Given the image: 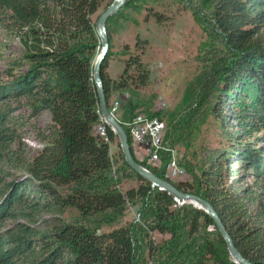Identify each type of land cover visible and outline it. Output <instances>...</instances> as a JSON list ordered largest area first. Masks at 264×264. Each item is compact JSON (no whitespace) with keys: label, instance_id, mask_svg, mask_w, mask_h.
Here are the masks:
<instances>
[{"label":"trees","instance_id":"1","mask_svg":"<svg viewBox=\"0 0 264 264\" xmlns=\"http://www.w3.org/2000/svg\"><path fill=\"white\" fill-rule=\"evenodd\" d=\"M114 1L0 0V17L11 24L20 43L7 79L0 81V264H237L204 210L178 206L172 195L134 171L138 184L124 192L109 180V143L116 134L100 119L93 80L100 39L92 16ZM134 1L143 4L146 20L168 21L154 7L161 0H126L106 20L109 46L111 22ZM210 4L209 16L202 20L212 37L209 69L173 109L152 110L141 97L150 69L142 60L148 42L138 34L133 52L124 45L129 55L116 79L106 72L108 49L101 64L103 89L109 111L113 93L129 95L120 117L114 115L133 156L129 123L141 113L165 120L163 140L169 150L181 151L178 164L192 179L174 182L166 176L169 150L162 152L159 165L147 168L179 190L206 199L241 255L264 264V0ZM215 88L213 111L225 135L222 147L212 153L207 146L197 148L195 140ZM43 111L50 120L31 128L41 143L31 153L22 133L29 119ZM229 117L236 132H230ZM99 124L107 139L95 129ZM135 160L146 165L145 159ZM139 198L148 211L142 226L130 222L100 230L92 225L93 216L119 215L127 201ZM69 208L77 216L65 217ZM182 218L184 235L177 230ZM201 220L214 228L222 249L212 240L195 242ZM153 232L171 239L156 241Z\"/></svg>","mask_w":264,"mask_h":264},{"label":"rangeland","instance_id":"2","mask_svg":"<svg viewBox=\"0 0 264 264\" xmlns=\"http://www.w3.org/2000/svg\"><path fill=\"white\" fill-rule=\"evenodd\" d=\"M147 1L151 2V0ZM154 7L167 15L169 18L168 21L165 23H157L154 18L146 20V10L143 8V4L138 1H134L132 6L123 8L116 14L114 20L110 24L111 40L106 72L111 78L116 79L123 69L124 60L129 55V53L125 51L124 45H128L130 52H133L136 35L138 34L141 38H145L148 43L142 60L150 69V83L140 90L141 97L148 102L147 105L150 106L152 110H170L182 99L186 88L193 84L195 78L200 77L202 74L204 75V73L206 74L209 69L212 53V45L210 42L212 41V37L202 20L209 16L211 4L210 0H161L160 3L154 5ZM102 9L103 8L92 16L93 21L97 22ZM3 19L5 18L1 16L0 81L7 79L6 74L11 70V61L18 56L20 52V43L10 29L11 24ZM218 86H220V84H218ZM125 94H127V96H125ZM217 94L218 92L215 88L205 108L203 107L205 111H203L204 115L201 114V117H204V122L201 123L198 138L195 140V146L197 148H199L200 145L207 146V149L212 153L217 152L222 147L225 135V132L222 131L220 127V123L217 119L218 117L213 111ZM125 98H129L128 93L122 94L121 92H115L111 96L110 104L113 106L114 102L118 101L120 108L125 102ZM195 105L196 104L193 103V107H195ZM15 106L16 102H12L11 108H15ZM18 112H20V109H18L15 114ZM114 114L120 117V109L113 112V115ZM227 114H230L229 111H227ZM140 115L148 118L150 117L147 116L146 113H141ZM100 119L104 122V119ZM49 120L50 115L46 111L29 119V123L24 129L25 131L22 133L21 140L31 153L36 152L41 147V143L36 137L35 131L31 128H33L34 125L36 127L43 126ZM228 121L230 122V132H236L238 127L234 125L235 122L231 117L228 118ZM163 122L165 132L166 122L165 120H163ZM99 125L96 126V130ZM134 144L138 143H132L133 151ZM163 144L165 147H169L164 140ZM166 151L167 150L160 151V162L162 152ZM169 151L170 160L174 159L177 164L179 160H183L182 153L178 148H172ZM147 152L148 150H146V154L143 157V159L146 160V165L142 166L145 168H147L148 165L154 164V162L149 160ZM109 153L112 165L108 177L110 182L113 181V186L122 192L129 188L136 187L138 180L134 172L124 161L117 136L109 143ZM199 161L201 162L200 157ZM179 166L183 169L184 176L179 179L169 178L174 182L191 180V174L186 171L185 166ZM195 173L199 175V169H197ZM184 204L193 206L189 203ZM177 205L179 206L182 204L177 202ZM77 213V210L74 208H69L64 216L70 219L71 217L77 216ZM104 216H112V220L104 222ZM145 218H148L146 202L144 199L139 198L127 201L121 214L117 215L107 212L104 215L93 216L91 218V223L93 226L100 225V230H108L112 227L130 222H136L142 226ZM179 224H183V226H179L177 230L183 232L184 235V230L186 229L184 218H182ZM200 225V233L199 236L197 234L195 242L200 243V241L212 240L216 243L217 237L214 228L211 225L206 226L205 222L202 220L200 221ZM152 238L156 241L171 239L169 234L162 235L157 232L152 233ZM216 244L219 249H222V245L219 242Z\"/></svg>","mask_w":264,"mask_h":264},{"label":"water","instance_id":"3","mask_svg":"<svg viewBox=\"0 0 264 264\" xmlns=\"http://www.w3.org/2000/svg\"><path fill=\"white\" fill-rule=\"evenodd\" d=\"M126 0H115L112 4H110L99 16L96 22V32L100 38V50L94 60L93 66V80L95 83L98 101H99V112L101 114V118L104 119L105 123L110 126L112 131L116 134L119 139L120 147L122 150V154L124 157V161L130 167L132 171L136 174L140 175L144 179L148 180L153 187H158L161 190L166 191L168 194L172 195L174 200L179 204L189 203L196 208L204 210L214 221V224L223 237L228 252L232 257V260L237 264H252L250 261L245 259L239 250L233 244L227 230L225 229L221 219L211 206V204L204 198L196 195L184 192L179 190L169 181L157 176L152 171L143 167L135 160V157L131 153L130 144L128 141L127 134L125 133L121 124L117 121L112 113L107 108L105 92L103 89V82L101 78V64L106 57V54L109 49V41L107 37V33L105 30L106 20L113 15L116 11H118Z\"/></svg>","mask_w":264,"mask_h":264},{"label":"built area","instance_id":"4","mask_svg":"<svg viewBox=\"0 0 264 264\" xmlns=\"http://www.w3.org/2000/svg\"><path fill=\"white\" fill-rule=\"evenodd\" d=\"M125 96H127V94H125ZM118 109L119 102L115 101L110 113L113 114V112ZM97 131L102 137L107 139L106 130L103 124L97 127ZM163 132L164 122L157 117L148 118L142 115H137L129 123V135L132 143H146L148 145L147 156L150 161L154 162V164H159V154L161 150H169L163 144ZM166 175L168 177L179 179L184 176V171L176 161L172 159L166 165Z\"/></svg>","mask_w":264,"mask_h":264},{"label":"crops","instance_id":"5","mask_svg":"<svg viewBox=\"0 0 264 264\" xmlns=\"http://www.w3.org/2000/svg\"><path fill=\"white\" fill-rule=\"evenodd\" d=\"M148 146L144 143L134 144V156L137 160H142Z\"/></svg>","mask_w":264,"mask_h":264}]
</instances>
